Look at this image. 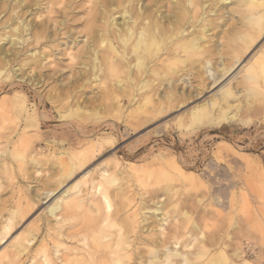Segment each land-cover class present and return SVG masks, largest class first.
<instances>
[{
    "label": "rangeland",
    "instance_id": "obj_1",
    "mask_svg": "<svg viewBox=\"0 0 264 264\" xmlns=\"http://www.w3.org/2000/svg\"><path fill=\"white\" fill-rule=\"evenodd\" d=\"M16 1L0 5V65H6L0 78V239L12 224L0 242V264H186L185 257L191 264H215L221 244L224 257L236 259L227 236L237 233V224L251 230L259 251L264 73L257 70L250 79L249 72L256 60L264 62V32L251 26L249 9L240 0L223 3L221 10L207 4L205 20L191 19L183 36L204 37L196 56L176 50L177 39L155 58L144 47L136 50L138 37L125 50L116 41L111 72V61H102L105 50L99 49L95 71L94 58L85 56L86 46L98 39L101 24L87 28L98 0H60L55 6L39 0L38 8L35 0H24L30 7L25 10ZM152 1L165 15L176 10L170 0H141L131 11ZM121 13L115 11L117 31L123 29ZM27 21L44 34L39 43L24 32ZM15 28L25 37L20 44ZM253 31L257 42L246 55ZM12 35L13 42L7 39ZM240 56L248 64L215 86L221 64L230 68ZM35 57L32 70L27 62ZM138 60L147 62L144 71ZM149 80L150 87L140 90ZM61 153L74 155L71 169L61 166L68 161ZM54 189H69L58 220L47 208L61 194L45 200ZM29 240V250L14 257ZM250 255L241 250L244 259Z\"/></svg>",
    "mask_w": 264,
    "mask_h": 264
},
{
    "label": "bare ground",
    "instance_id": "obj_2",
    "mask_svg": "<svg viewBox=\"0 0 264 264\" xmlns=\"http://www.w3.org/2000/svg\"><path fill=\"white\" fill-rule=\"evenodd\" d=\"M4 0H0V5ZM64 1V0H63ZM141 0H98L97 3L95 4V8L92 11V14L90 15V18L88 20V31L93 30L94 28H96L98 26V24H101L100 26V30L97 31L99 32L98 34V39L92 41L91 44H88L87 49L85 50V56L89 57L91 56L92 59L94 58V64H93V70H97L98 66V60H99V56H100V51L99 49H103L105 50L104 55L105 57L102 58L103 62H108L111 61L110 66L111 67V72L115 71V59H114V55L118 54V47L116 46L115 42L118 41L120 46L122 48H125L128 46V43L135 40L137 37V42H136V50H138L140 47H144L147 51V56H151L152 58L158 57V55L160 53H163V51L165 50L164 47L165 45H167V43H170L171 41H174L175 39L178 40V42H180L181 44L177 45L176 50L178 49H183L185 53H191L192 56H196L199 55V53H197L198 49L201 47L198 41H200L201 39H204V37H200L199 39L195 40H189L188 38H184V33H185V28L186 25L190 22L191 19H195L198 20L200 19L201 21L205 20V16H206V10H207V4L211 3L212 7L214 9H217L219 7H221L223 5V3L229 1V0H170L168 1V3H170V5L175 8L176 10H172L173 12H169L168 14L165 15V12H161V9L159 7V5L157 4V2L152 1V3L154 5L152 6H141L138 7V12L133 13L131 10H134V3H140ZM165 1V0H164ZM242 5H244L246 8L249 9L250 11V17L254 18L251 21V26H257L258 30H259V34L264 32V0H240ZM17 4L19 5V8H21L22 10L28 9L30 8L29 6L26 7L24 6V0H17L16 1ZM35 2L37 3L36 8H38V6L40 5L41 2H39V0H35ZM58 2H60V0H50V3L55 6L58 4ZM167 3V2H166ZM50 4V5H51ZM61 4V3H60ZM149 4V2H148ZM160 4V3H159ZM163 4V3H162ZM29 5V4H28ZM141 5V4H140ZM147 5V4H146ZM61 6V5H60ZM162 6V5H161ZM35 7V6H34ZM62 7V6H61ZM209 7V6H208ZM17 8V7H16ZM50 9H52L50 6L48 7ZM158 8V10H157ZM169 8V7H168ZM167 8V9H168ZM41 9V8H40ZM46 9V8H45ZM50 9H48L50 11ZM119 9H122V13ZM220 10L222 8H219ZM47 10V11H48ZM119 11L122 15V24L121 26L123 27V29L121 31H117L116 30V26H119L116 22L114 16H115V11ZM157 10V11H156ZM218 10V9H217ZM32 11L30 10L27 13H29L30 15H32ZM35 11V10H34ZM40 11V10H39ZM46 11V12H47ZM48 11V13H49ZM140 11V12H139ZM165 11V10H164ZM215 11V10H214ZM255 11V12H254ZM54 12V11H53ZM209 12H213L212 9L209 10ZM156 15H155V14ZM52 14V13H51ZM54 14V13H53ZM118 15V14H117ZM160 15V18L158 17ZM203 15V16H202ZM213 15V14H212ZM33 17V16H32ZM156 17H158L156 19ZM38 19V18H37ZM36 19V21H37ZM57 20V19H56ZM162 20H166L169 26L171 27H166L163 26V22ZM28 23H23V30L25 32L26 31H30L32 37L30 39L34 40L35 42L39 43L40 40L44 37V34L42 32H36L35 31V25L33 23V21ZM143 22H146L145 24ZM41 23V22H40ZM140 23H142L140 25ZM167 26V25H166ZM37 27V26H36ZM61 27V26H60ZM139 27V31H137L135 28L138 29ZM20 28V27H19ZM19 28H15V32H16V42L18 41V43H22L24 42V35L19 31ZM54 28V27H53ZM168 28V29H167ZM37 30V29H36ZM39 30V29H38ZM59 30V29H58ZM35 31V32H34ZM204 32L209 31V28L204 27L203 28ZM212 31V30H211ZM210 31V32H211ZM89 33V32H88ZM173 33V34H172ZM208 34V33H207ZM71 35V34H70ZM209 35V34H208ZM12 36H8L7 39H11L12 42L15 41V39H12ZM247 41H246V49L245 53L246 55L249 53V50L251 49L252 45L255 43V41L257 40V38H255V32H250V35L247 34ZM184 38V39H183ZM64 39V38H63ZM10 40V41H11ZM205 40V39H204ZM259 40V39H258ZM182 41V42H181ZM194 41V42H193ZM207 41V40H206ZM204 41V42H206ZM70 42V41H69ZM135 42V41H134ZM257 42V41H256ZM19 43V44H20ZM73 43V42H72ZM77 43V41H76ZM69 47V46H68ZM204 48V47H203ZM17 50V49H16ZM68 50V49H67ZM140 50V49H139ZM71 51V49H70ZM181 51V50H180ZM26 52V51H25ZM70 53V52H69ZM84 53V52H83ZM124 53V52H123ZM33 54V53H32ZM237 54V53H236ZM243 54V53H242ZM5 55V54H4ZM41 55V54H39ZM122 55V54H121ZM218 55V54H217ZM12 56V55H11ZM14 56V55H13ZM27 56V55H26ZM42 57L44 55H41ZM72 56V55H71ZM74 56V55H73ZM239 56V55H238ZM27 58V57H26ZM44 58V57H43ZM170 58V57H169ZM236 58V57H235ZM4 59H8L5 58ZM38 58L35 57V59H32L30 61L27 62V65L31 68L32 70L35 66L38 65ZM74 59V58H73ZM72 59V61H74ZM178 59V58H177ZM176 59V62H178V60ZM226 59V58H225ZM242 56L236 58V60L234 61L233 65H231L232 67L228 68L227 66L222 65V67L220 69H218V71H220L222 74L220 78L216 77L215 79V73L212 72V70H209L207 68L206 72L204 70L205 73H209L210 77L212 76V79L214 78V85L216 86V84L223 82L225 79H228L229 77L232 76L233 73H235L236 71H239L240 68H244L247 64L244 62H242ZM261 60V59H260ZM2 61V60H1ZM4 61V60H3ZM2 61V62H3ZM174 61V59H173ZM255 61V60H254ZM264 61V60H263ZM14 62V61H13ZM160 62V61H159ZM158 62V63H159ZM4 63V62H3ZM137 66L139 67L140 71H144L147 67V62L146 61H141L138 60L136 62ZM212 63V62H211ZM264 63V62H263ZM263 63H259V60H256L254 62V65L251 68L250 76L249 78L252 79L253 77L257 78L255 75L257 72V70L259 71H263L264 73V64ZM1 64V63H0ZM210 64V62H209ZM5 65V63H4ZM4 65H0V78L2 77L3 73L5 72L4 69ZM47 65V64H46ZM6 66V65H5ZM208 66H211L208 65ZM48 67V66H47ZM133 67V66H132ZM135 67V66H134ZM161 67V66H160ZM261 68V70H260ZM117 69V68H116ZM158 69V68H157ZM261 73V74H263ZM114 74V73H113ZM203 73L201 72V75ZM11 76V74H9ZM97 75V74H96ZM206 75V74H205ZM4 76V75H3ZM7 76V75H6ZM12 76L14 78L16 76V73H12ZM52 76V75H51ZM22 77V76H21ZM199 77V76H198ZM205 77V76H204ZM3 78V77H2ZM9 78V77H8ZM98 78V77H97ZM206 78V77H205ZM218 78V79H217ZM6 79V78H5ZM20 79V78H19ZM23 79V78H22ZM79 79V78H78ZM100 79V77H99ZM200 79V77H199ZM202 79V78H201ZM18 80V79H17ZM210 80V79H208ZM22 82H24L23 80H21ZM77 81V80H76ZM201 81V80H199ZM204 81V80H203ZM150 80L144 82L141 87V89H146L150 87ZM123 84V83H122ZM135 88H137L138 84L135 82ZM213 85V86H214ZM220 85V84H219ZM120 88H122V85L120 84L119 86ZM224 87V86H223ZM172 88V87H171ZM225 88V87H224ZM222 88V89H224ZM66 89V88H65ZM119 89V88H118ZM134 89V88H133ZM221 89V90H222ZM227 90H225V94L230 97L232 96V99L234 97L235 94H232L231 91L228 88H225ZM121 90V89H120ZM129 91V89H128ZM174 91V89H173ZM176 91V90H175ZM214 91V90H213ZM220 91V90H219ZM218 91V92H219ZM223 91V90H222ZM66 92V91H65ZM124 92V91H123ZM178 93V92H177ZM217 93V92H216ZM221 93V92H220ZM66 94V93H65ZM129 94V93H128ZM176 94V92H175ZM67 95V94H66ZM148 95V94H147ZM169 95V94H168ZM215 95V94H214ZM223 95V94H222ZM217 95H215L216 98ZM237 96V95H236ZM213 97V96H212ZM223 97V96H222ZM238 97V96H237ZM235 97V98H237ZM226 98V97H225ZM217 100V99H216ZM227 99L223 100L224 103ZM235 100V99H234ZM213 101L215 102V100L213 99ZM236 101V100H235ZM221 102V100H220ZM237 102V101H236ZM223 103V102H222ZM227 105H230V102L226 101ZM233 103V101H232ZM213 105V104H212ZM223 105V104H222ZM133 106V105H132ZM201 105H199L200 107ZM225 106V105H224ZM231 106V105H230ZM234 105H232L231 107L233 108ZM183 108V107H182ZM192 108V107H191ZM221 108V107H220ZM226 108V107H225ZM230 108V107H228ZM161 109V108H160ZM181 109V108H180ZM197 108H195L194 110H192V113L194 116H196V114L199 111V108L196 110ZM232 114V113H231ZM230 114V115H231ZM199 115V114H198ZM229 115V116H230ZM228 116V117H229ZM197 123V122H196ZM61 157L64 156H68V161L66 160H62L61 162V166L64 169L70 168V166H74L75 162H74V155H68L66 153H61L60 154ZM62 159V158H61ZM115 165V163H114ZM128 165V164H127ZM134 165V164H132ZM129 166V165H128ZM116 167V166H115ZM128 168V167H127ZM71 169V168H70ZM103 169V168H101ZM100 169V170H101ZM106 169V168H105ZM109 170V169H108ZM107 170V171H108ZM119 170V169H118ZM104 171V170H103ZM105 172V171H104ZM133 172V170H132ZM100 174V173H99ZM102 174H104L102 172ZM107 173H105L106 175ZM111 174V173H110ZM133 174V173H132ZM135 174V173H134ZM140 174V173H139ZM88 175L85 174V176ZM105 175H103V178L105 179V182H111L112 179L109 177H105ZM131 175V174H130ZM137 175V174H136ZM108 176H110L108 174ZM139 176V175H138ZM101 177V176H100ZM86 183V182H85ZM64 182H61L60 186L63 185ZM93 185V184H92ZM95 185V184H94ZM99 185V184H98ZM97 188V187H96ZM95 188V190L97 191V189ZM55 190V189H54ZM59 190V189H58ZM58 190L55 191H49L46 193V197L45 200H51L53 198H55L56 196H58V194L60 193ZM61 190V189H60ZM69 189L63 191L62 193H60L55 201L53 202V204H51L50 206H48L47 211L49 213L50 216L52 217H56L57 212H59L62 209L63 206V201L66 198V194L68 193ZM99 191V190H98ZM105 199H107V197L105 196ZM67 200V199H66ZM157 212V211H156ZM58 216V215H57ZM11 217V216H10ZM14 217V216H12ZM11 217V218H12ZM56 219L58 220V218L56 217ZM10 220V219H9ZM12 220V219H11ZM14 220V219H13ZM60 220V219H59ZM163 221L165 219H162ZM8 221V220H7ZM138 221V220H137ZM13 223V221H12ZM59 225V224H58ZM5 228V227H4ZM5 235L0 239L1 244L4 243V241H6L5 239H7V236L11 233L12 231V224L11 222H8L6 225V228L4 229ZM3 232V230L1 231ZM205 235V234H204ZM32 236V235H31ZM203 236V235H202ZM1 237V236H0ZM24 237V236H23ZM33 237H35V235L33 234ZM36 239V237H35ZM34 239V240H35ZM27 243H22L20 245V247L17 249L18 251L16 252V254L14 255V257H19L23 254H25L28 250H29V243L31 242L26 241ZM34 242V241H33ZM16 243V242H15ZM14 243V244H15ZM21 243V242H20ZM0 244V245H1ZM13 244V245H14ZM118 244V243H117ZM123 244V243H122ZM17 245V244H16ZM118 246V245H116ZM126 246V245H124ZM130 246V245H129ZM16 247V246H14ZM119 247V246H118ZM122 247V246H121ZM127 247V246H126ZM120 248V247H119ZM15 249V248H14ZM121 249V248H120ZM125 249V248H124ZM127 249V248H126ZM133 249V248H132ZM125 251V250H124ZM123 251V252H124ZM224 252V251H223ZM125 253V252H124ZM129 253V252H128ZM131 255V254H130ZM50 258V257H49ZM122 258L124 259L125 257L122 256ZM232 258V257H231ZM116 259V258H115ZM122 261V260H120ZM124 261V260H123ZM118 262V261H117ZM152 262V261H150ZM124 263V262H123ZM185 263L186 264H191L189 259L185 257ZM115 264V263H114Z\"/></svg>",
    "mask_w": 264,
    "mask_h": 264
},
{
    "label": "snow or ice",
    "instance_id": "obj_3",
    "mask_svg": "<svg viewBox=\"0 0 264 264\" xmlns=\"http://www.w3.org/2000/svg\"><path fill=\"white\" fill-rule=\"evenodd\" d=\"M235 227L238 229L237 233L235 235H228L227 240L236 245L232 253L236 259L229 260L227 257H224V245L221 244V251L218 253L221 259L215 262V264H264V245L259 247V251H256L252 243L253 236L251 235V230L241 224H237ZM242 249L251 253L248 259L241 257Z\"/></svg>",
    "mask_w": 264,
    "mask_h": 264
}]
</instances>
